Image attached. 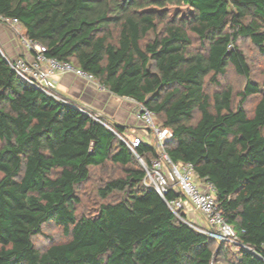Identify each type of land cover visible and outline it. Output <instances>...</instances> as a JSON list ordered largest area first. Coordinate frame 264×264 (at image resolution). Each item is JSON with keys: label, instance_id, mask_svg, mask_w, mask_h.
<instances>
[{"label": "trees", "instance_id": "obj_1", "mask_svg": "<svg viewBox=\"0 0 264 264\" xmlns=\"http://www.w3.org/2000/svg\"><path fill=\"white\" fill-rule=\"evenodd\" d=\"M0 16L17 18L45 55L153 110L172 132L168 156L213 184L238 241L232 250L176 216L143 183L121 124L25 82L0 51V264H264V86L237 44L246 37L264 56V0H0ZM228 65L246 78L236 102L230 86L204 89ZM135 151L145 162L156 155L144 141ZM106 162L122 175L104 179L99 195L122 196L77 215V186ZM47 221L68 237L40 250L32 238Z\"/></svg>", "mask_w": 264, "mask_h": 264}, {"label": "built area", "instance_id": "obj_2", "mask_svg": "<svg viewBox=\"0 0 264 264\" xmlns=\"http://www.w3.org/2000/svg\"><path fill=\"white\" fill-rule=\"evenodd\" d=\"M0 19L15 29L16 33L14 34H18L17 38L22 48V52L14 57L4 56L13 71L25 82L43 90L56 99L75 102L78 109L102 121L99 118L101 114L97 111L56 92L51 80L54 74L71 72L86 80H95L99 84L95 77L68 60H59L45 55V46L26 37L17 18L0 16ZM24 50L30 55L23 54ZM135 103L134 114L145 128V134H117L141 163L144 170L143 183L153 187L176 216L180 217L179 210L183 212L184 204H188L202 219V222L197 221V219L188 220L195 229L217 241L233 243L236 247L238 244L237 236L232 226L221 214L215 199L213 184L199 179L194 173L191 162L173 161L168 156L164 144L171 138L170 128L163 127L156 122L153 110L136 101ZM142 141L155 147L156 155L150 158L148 162H145L135 151V147ZM170 189L180 195L167 199L165 195Z\"/></svg>", "mask_w": 264, "mask_h": 264}, {"label": "rangeland", "instance_id": "obj_3", "mask_svg": "<svg viewBox=\"0 0 264 264\" xmlns=\"http://www.w3.org/2000/svg\"><path fill=\"white\" fill-rule=\"evenodd\" d=\"M176 9L183 10V6H167V10L173 13ZM2 25L5 35L15 38L16 42L18 34L15 29L8 23H4L0 19V26ZM10 33V34H9ZM20 43V42H19ZM237 44L244 54L247 66L249 67V78L255 81L258 85L264 86V56L261 55L257 47L246 37H239ZM0 51L10 57L0 45ZM210 74L206 75L204 82V89L207 93L211 94L213 91L221 87L230 86L233 90V102L238 99L237 91L241 90L245 83V76L238 74L232 65H228L226 71L222 75H217V84L209 80ZM258 94L250 95L244 101V107L247 113H251L253 106L257 100ZM192 121H194L198 112L195 111ZM158 122V119H156ZM118 135V134H117ZM119 136V135H118ZM122 175V169L116 164L106 162L104 166H91L90 175L86 181L77 186V194L79 202L75 205L77 215L94 213L101 202L111 201L122 196L121 192H112L106 198L99 195L98 188L101 186L104 179ZM67 235L63 232L62 227L55 224L53 221H47L41 226V232L34 235L32 238L33 244L40 250L45 249L48 245L61 242L67 239ZM216 244V243H215ZM215 244H212L213 246ZM228 247L235 250V244L229 243ZM219 264H224L219 262Z\"/></svg>", "mask_w": 264, "mask_h": 264}, {"label": "crops", "instance_id": "obj_4", "mask_svg": "<svg viewBox=\"0 0 264 264\" xmlns=\"http://www.w3.org/2000/svg\"><path fill=\"white\" fill-rule=\"evenodd\" d=\"M5 34L8 33L4 31L1 25L0 45L4 51L10 57L21 53L22 48L20 43L16 42L15 38ZM23 54L30 55L26 50L23 51ZM51 80L56 92L77 103L89 106L112 122L121 124L124 127L123 133L126 135L145 134V128H143L141 122L134 114L136 103L133 99L115 95L97 84L95 80H86L71 72L54 74ZM183 212L188 220L193 221L197 219V221L202 222L200 215L188 204H184Z\"/></svg>", "mask_w": 264, "mask_h": 264}]
</instances>
